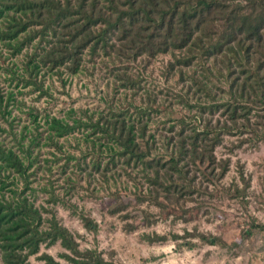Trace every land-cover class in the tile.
Returning <instances> with one entry per match:
<instances>
[{
	"label": "rangeland",
	"instance_id": "374dc122",
	"mask_svg": "<svg viewBox=\"0 0 264 264\" xmlns=\"http://www.w3.org/2000/svg\"><path fill=\"white\" fill-rule=\"evenodd\" d=\"M37 40L18 54L0 41V148L16 153L28 166L23 178L5 170L0 162V180L7 185L0 189V200L25 197L39 210L42 226L55 215L81 250L95 248L114 264H264V228L247 234L251 218L264 226V138L238 146L249 135L264 137V109L252 105L247 115V130L253 132L249 135L239 134L245 118L232 123L221 110L212 115L200 112L235 94L230 86L231 79L239 75L235 66L231 70L236 73L228 78L224 57L206 58L202 64L194 62L179 69L180 73L166 70L169 55L147 63L144 58L129 61L102 52L91 56L86 50L79 70L71 74L65 67L43 66L34 57L41 54L35 49ZM127 79L135 82L134 87ZM114 116H120L127 128L133 126L130 132L135 141L137 129L145 125L144 139L155 152L167 155L173 147L169 138L181 123L186 132L199 130L207 119L231 126V135H223L215 148V164L228 162L225 175L215 179L212 168L204 171L202 167L188 175L193 178L194 192L179 201V206L186 203L195 208L197 217L184 222L170 215L149 227L139 223L141 211L159 213L148 201L136 204V197L152 190L140 173L142 165L120 157L123 149L90 127L96 122L105 125L103 120ZM53 120L74 130L58 137L50 127ZM111 158L113 163L108 166ZM98 163L99 172L93 167ZM218 172L216 168L214 174ZM242 176L248 181L244 195L231 199L230 194L244 186ZM119 201L128 203L126 210L133 216L126 222L135 220L138 227L131 233L123 231L119 214L108 213ZM81 214L97 225L96 232L83 227ZM194 231L212 242L184 238L185 232ZM175 234L179 236L176 242L192 240L194 247L178 249L170 239ZM145 235L168 239L148 243ZM43 253L60 264H70L61 257L65 252L58 244L41 246L29 264H44L40 260Z\"/></svg>",
	"mask_w": 264,
	"mask_h": 264
},
{
	"label": "trees",
	"instance_id": "16d2710c",
	"mask_svg": "<svg viewBox=\"0 0 264 264\" xmlns=\"http://www.w3.org/2000/svg\"><path fill=\"white\" fill-rule=\"evenodd\" d=\"M35 39H38L35 49L41 54L34 57L40 58L43 66L65 67L71 74L79 70L86 50L91 56L102 52L129 61L144 58L147 63L169 55L167 71L190 67L194 62L202 64L206 58L224 57L226 77L236 73L232 66L239 74L230 83L235 94L230 100L205 106L200 112L212 115L221 110L232 123L245 118L239 134H248L253 133L247 130L250 127L247 115L252 105L264 109V0H0V41L18 54ZM127 83L135 85L130 79ZM119 118H103L105 125L96 122L90 127L118 144L123 149L120 157H129L135 166L142 165L140 173L152 190L147 196L136 197V204L148 201L159 213L156 216L141 211L139 223L149 227L170 215L184 222L197 217L195 208L186 207V203L179 206V201L194 192L193 178L188 175L201 167L204 171L212 168L215 179L225 175L228 162L215 164V148L221 144L223 135H231V126L219 120L213 124L207 119L199 130L190 128L186 132L181 123V128L169 138L173 147L167 155L155 152L150 141L144 139L145 125L137 129L138 141H135L130 132L133 126L127 128ZM50 127L58 137L74 130L73 126L56 120ZM263 138L249 135L238 146ZM0 162L5 170L25 177L28 166L16 153L0 148ZM107 165L103 170H107ZM93 167L99 172V163ZM216 168L220 172L215 175ZM241 178L244 186L241 190L236 188V194L229 196L231 199L244 195L248 181ZM6 186L1 179L0 189ZM128 207V203L119 201L108 213L119 214L123 231L131 233L138 227L135 220L126 222L133 217L126 210ZM79 217L87 231H97V225L88 216ZM42 224L39 210L25 197L0 200V264H29L28 259L37 255L41 246L56 244L65 252L61 257L70 264H114L95 248L81 250L74 235L55 215L47 219L46 226ZM249 225L248 235L253 229L264 228L252 218ZM186 237L212 242L197 231L185 232ZM178 238L177 234L170 236L178 249H192L195 245L192 240L178 243ZM143 239L159 243L168 237L145 235ZM40 260L44 264H60L45 253Z\"/></svg>",
	"mask_w": 264,
	"mask_h": 264
}]
</instances>
